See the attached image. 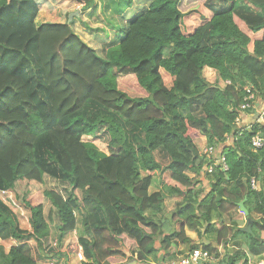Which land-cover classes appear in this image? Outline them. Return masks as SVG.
Here are the masks:
<instances>
[{"label":"trees","instance_id":"obj_1","mask_svg":"<svg viewBox=\"0 0 264 264\" xmlns=\"http://www.w3.org/2000/svg\"><path fill=\"white\" fill-rule=\"evenodd\" d=\"M72 1L85 8L96 2ZM183 1L150 0L104 56L76 32L75 19L38 24L40 1L0 0V236L19 242L9 252L0 246V264H38L29 240L42 250L51 235L43 196L56 210L60 240L81 223L82 264H122L129 253L152 264L174 242L202 245L218 259L201 264H252L250 254H264V148L252 145L264 124L236 122L247 84L264 98V0H206L189 11L181 10ZM206 66L231 83H210ZM119 82L144 96H130ZM201 134L229 168L208 173L211 189L203 196L187 172L200 174L208 162L197 145ZM84 136H106L108 152ZM45 175L69 186L20 201L29 211L27 231L2 192L17 198L19 180L43 182ZM155 177L162 189L150 193ZM167 194L185 198L168 234L147 213L161 212ZM245 198L262 216L249 215L252 232L237 221L218 227L215 220L233 217ZM187 228L215 238L195 245ZM239 237L247 249L231 251Z\"/></svg>","mask_w":264,"mask_h":264},{"label":"crops","instance_id":"obj_2","mask_svg":"<svg viewBox=\"0 0 264 264\" xmlns=\"http://www.w3.org/2000/svg\"><path fill=\"white\" fill-rule=\"evenodd\" d=\"M40 1V0H39ZM41 8L37 17V21L38 23L42 24L44 22H66L67 21V17L69 14H71L72 12H76L78 9H80L82 17H83V21H88L89 20L87 18H85L88 14L92 15L93 11H95V14H100L101 12L96 11V7L99 4L102 8L103 6L106 4V9L107 12L110 11V5H108V3L110 2L109 0H106V3H104L103 1L100 0H96L95 5L88 8L84 13H82V10L85 9V7H83V4L78 6V3L74 2L72 3L71 1H68L66 4H68L69 6H66V4L64 3H59L60 0H41ZM54 6L55 9H51V7ZM100 9V8H99ZM136 9V13L140 12L142 9H137V7H135ZM105 13V12H104ZM103 13V19H99L98 22L91 24V29H96V28H103V27H107V22L105 20V16ZM119 14V18L118 20L121 22V24H127L128 25V19H130L128 17V13H124L123 10L118 12ZM113 14V12L109 13L108 15L111 16ZM123 18V19H121ZM87 19V20H84ZM75 23L73 24V28L76 30L77 33H79L81 35V37L87 42L89 43L91 46H93L98 52H100L102 55H106L108 48L114 44L117 43L119 40L117 39H113L109 42V40H103V38L100 35H97L98 38V42H95V40L93 41V39L95 38L94 35H92V37L90 35L86 36L84 33V29H86L84 23L77 21V19L75 18ZM80 23L82 26H80ZM126 25V26H127ZM122 26V25H121ZM125 26V27H126ZM124 27V28H125ZM88 31V30H87ZM111 35H113V33L111 32ZM249 49L251 51H253L254 49V43L251 42L249 45ZM204 76L206 77V79L212 83V84H218L221 87H224L226 85V81L223 80L219 74L217 73L216 70H214L213 68L206 66L204 68ZM122 85V86H121ZM119 88L122 89L123 91H126L130 96L132 97H141L144 96L143 93L136 91L135 89L130 88L129 86L122 84V82H119ZM197 116L199 117H204L205 113L202 109L198 110L196 113ZM262 123L264 124V98L262 96L257 95L256 97V101L254 104V107H252V110L250 111H243L241 114V122L238 124L241 127H247L249 128L251 124L253 123ZM197 145L200 151V154H202L203 150L205 147H207V143H208V139L207 137L204 135H200L197 138ZM232 141V138L229 140V142ZM228 142V144H229ZM221 149L218 148V146L216 147V151L214 154V158H219L221 155ZM207 165V162L204 163L202 172L200 174H197L195 171L193 170H189L187 171L188 174L195 178V184L193 185V189H199V190H203L201 194V196L205 195L206 193H208V191H210L211 189V177H209V172H207L205 170ZM47 177H50L48 175H45L44 177V181L43 182H38L36 180H29V179H22L19 180L16 184V192L17 194L19 193H23V189L26 186H32L34 187L33 189L31 188V190H29V192H27L26 194H23V196L21 197L22 200L24 199H30L31 197H33L36 193L38 192H42L44 193L46 190H50V189H55L58 192L64 194L66 193V191H63L61 188H47V187H43L44 185H46V181H47ZM55 179V178H54ZM57 180V179H56ZM58 182L62 183L64 187H68L69 184L66 182H62L60 180H57ZM259 184L261 186V181L259 180ZM65 188V189H66ZM162 189L161 185H160V180L159 178L155 177L154 178V182L151 185L149 191L150 193H155L157 191H160ZM20 190H22V192H20ZM76 194L80 197L82 196V191H80L79 189H76ZM9 196L10 199L12 200H16L15 199V195L12 192H9ZM184 196L183 195H165L164 197V209L160 212V211H155L153 209H150L147 213L152 216V218L156 219L157 221H160L162 223V230L165 233H170L174 231L175 228V224L173 222V217H172V213L174 211L177 210L179 204L181 202L184 201ZM42 203L44 205V213L46 216H51L50 220V227H51V235L49 237L48 243L47 245L44 247V249H39L37 247V243L35 240H29L31 247H32V254L35 258V260L37 261L38 264H82V261L78 259L77 257V252L78 251H72L71 250V246L74 244H78L79 245V238L82 232V225L81 223L78 224L77 228L69 233H67L64 238L62 240L59 239V232L57 230V225L59 222L58 216L56 215V210L55 208L52 206V204L50 203L49 199L43 196L42 199ZM12 206V205H11ZM245 206L246 208L249 210V215L252 216V218L259 220L261 219L260 217H262L260 214H255L254 212H250V206L251 204H249L248 202V198H246L245 200ZM13 208V206H12ZM23 208V209H22ZM15 210V208H13ZM16 214L18 215V219L20 221L19 224H21L22 228L27 230V231H32V225L30 222V217H29V211L27 209H25L23 207V205L21 204V207L19 209V211H16ZM233 217H230L229 215H224L222 217V219H216L215 221L217 222V226H221L220 221L223 220L224 222L227 223H231V222H238L239 226L241 228H244L247 223L250 221L249 220V215H246L245 212H243L240 209H238L237 211H235L233 213ZM215 218H217V215L214 216ZM252 225V223H251ZM186 233L188 234L189 237H191V239L194 241L193 243L195 245L200 244V240L202 241H206V243L209 242H213L215 235L214 234H210L207 235L204 238H200L199 234L197 233V231L193 230V229H186ZM208 239V241L206 240ZM242 241V243H241ZM18 240L14 239V238H2L0 236V246H3L6 252H9L11 250L12 247H15L18 245ZM156 246L157 248H159L161 246V243L159 242V240L156 241ZM228 248L231 251H235L239 248H243L244 250L247 249V247L243 244V239L241 237H239L238 239L231 241L228 244ZM79 247L81 249H83L82 246L79 245ZM190 245H188V243H183V242H174L172 247L167 251V253L165 254V251L163 249H161L158 253V256L161 257L165 254V259H159V260H153L151 261L152 264H169L172 260H178L180 259L182 256L187 255L192 249L189 250ZM79 248V250H80ZM217 253L220 255L221 259L224 258V249L222 248V246L217 245ZM189 251V252H188ZM129 257L127 258V260L122 263V264H138L137 261V256L135 255H131L130 253L127 254ZM250 263L252 264H259L260 262L264 261V254L262 256H252L250 254ZM218 261V259H217Z\"/></svg>","mask_w":264,"mask_h":264},{"label":"rangeland","instance_id":"obj_3","mask_svg":"<svg viewBox=\"0 0 264 264\" xmlns=\"http://www.w3.org/2000/svg\"><path fill=\"white\" fill-rule=\"evenodd\" d=\"M68 1L72 2V0H60L59 3L66 4ZM101 1L106 3V0H100V3H101ZM109 1L110 2L108 3V5H110L109 6L110 11L107 12L106 4L103 6V8H102V6L99 7L100 5L98 4L96 7V11H98V12L100 11L101 13L96 15L95 11H93L92 15L88 14L85 18H87L89 20V22L83 21V17H82L83 14L74 17V19L76 18L77 21L84 23L86 29L88 30L87 31L84 29V33L86 36H88V35H90L91 37H92V35L95 36V38L93 39V41L95 40V42H98L97 35H100L103 38V40H105V39L109 40V42L113 39H117V40L121 41L125 35L124 31H125V28L127 27L126 26L127 24H123V23L121 24V22L118 20L119 15H121L118 12L123 10L124 13H128L129 18H132L136 14L135 7H137V9H143L144 7L147 6V4L150 3V0H109ZM205 1L206 0H184L182 3V6H181V10L182 11H189V10L197 9ZM40 2H42V1L40 0ZM72 3H74V2H72ZM80 5H82V4L78 3V6H80ZM66 6H69V5L66 4ZM51 9L54 10L55 7L52 6ZM87 9L88 8H85L84 10H82V13H84ZM111 12H113V14L111 16H109L108 14ZM103 13L105 16V20L107 22V27L91 29L90 28L91 24L94 25V23L98 22L99 19H103V17H102ZM69 16H70V14L67 17V21L69 19ZM87 19H84V20H87ZM121 19H123V18H121ZM37 23H38V21H37ZM74 23L75 22H73V24ZM38 24H40V23H38ZM80 26H82L81 23H80ZM111 32L113 33L114 36L111 35ZM122 84H124V83H122ZM256 94L259 95L257 92H256ZM84 140L93 141L102 150L104 149V151L108 152V146H107L108 145V143H107L108 139L106 138V136L104 138H102V140L94 138L92 136H84ZM47 178L48 179L46 181V185H44L43 187H47V188H55L56 187V188H61L63 191H65L66 187H64L62 183L58 182L56 179H54L52 177H47ZM31 188L33 189L34 187H32L30 185L26 186L23 189V193H19L17 195V198H15L16 200H13L14 208L16 211H19V209L21 207V204H22L20 202L22 200L21 197L23 196V194H26L27 192H29V190H31ZM20 192H22V190H20ZM189 250H190V247H189ZM220 259H221V257H220Z\"/></svg>","mask_w":264,"mask_h":264},{"label":"built area","instance_id":"obj_4","mask_svg":"<svg viewBox=\"0 0 264 264\" xmlns=\"http://www.w3.org/2000/svg\"><path fill=\"white\" fill-rule=\"evenodd\" d=\"M231 83V81H226V84L228 85ZM244 90L246 91V95L244 97V102L241 104L240 109L242 111L248 110L252 107H254L255 101H256V91L250 84H247L244 87ZM237 125L241 122V117H237ZM251 126V125H250ZM232 137L228 138V141ZM233 140V138H232ZM252 145L255 149L264 148V134L263 133H257L253 139H252ZM217 146H209L204 148L202 155L206 157L208 160L205 170L209 173L214 172V168L220 167L222 170H227L228 164H227V158L224 154L221 153L219 158H214V154L216 151ZM251 186L254 189H259V178L257 176H253L251 178ZM9 192L4 191L2 192L3 199L9 200L10 204L14 208L13 200L10 199ZM77 257L79 260L83 261L86 259L84 250L80 248V250L77 252ZM217 258L214 254H211L208 250H205L202 245H199L198 247L193 248L187 255L182 256L178 260H172L169 264H201L203 262H216ZM259 264H264V261L260 262Z\"/></svg>","mask_w":264,"mask_h":264},{"label":"water","instance_id":"obj_5","mask_svg":"<svg viewBox=\"0 0 264 264\" xmlns=\"http://www.w3.org/2000/svg\"><path fill=\"white\" fill-rule=\"evenodd\" d=\"M80 13H81L80 9H78L76 12H72V13L70 14V16H69L68 23L72 22V20L74 19V17L79 16ZM245 200H246V198L243 199V200H241V201L239 202V206H240L241 210H242L243 212H245L246 215H249V210H248V209L246 208V206H245ZM243 230H244L245 232H252L251 221H249V222L247 223V225L243 228Z\"/></svg>","mask_w":264,"mask_h":264},{"label":"clouds","instance_id":"obj_6","mask_svg":"<svg viewBox=\"0 0 264 264\" xmlns=\"http://www.w3.org/2000/svg\"><path fill=\"white\" fill-rule=\"evenodd\" d=\"M83 7H84V4H83Z\"/></svg>","mask_w":264,"mask_h":264}]
</instances>
